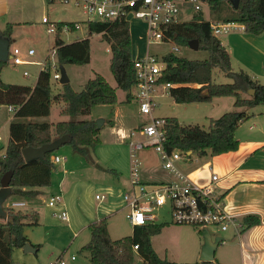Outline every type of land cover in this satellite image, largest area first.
<instances>
[{
  "label": "trees",
  "instance_id": "16d2710c",
  "mask_svg": "<svg viewBox=\"0 0 264 264\" xmlns=\"http://www.w3.org/2000/svg\"><path fill=\"white\" fill-rule=\"evenodd\" d=\"M209 8L224 12L226 4L231 14L222 17L223 23H238L246 33L261 35L264 33V0H239L238 8H233L228 0H206ZM71 31L75 30L73 22H65ZM89 34H101L108 43L111 57L109 68L116 82V88L126 93L129 100L135 84V70L132 60L131 37L129 24L123 19L113 22H86ZM11 27L0 35L11 43ZM55 34L54 45L56 57L60 65H84L90 61V40L84 38L66 44ZM170 40L185 45L191 39L198 40V49L207 52L203 60H191L168 52L162 56L164 63L159 82L170 83L169 95L178 104L193 102H211L215 97L231 96L233 106L253 107L264 102V84L252 79L243 70L233 71L230 56L211 29V23L201 13L194 14L188 21L172 26L168 34ZM7 61H0V73ZM219 69L233 80L231 83L213 82V71ZM247 89H253L252 96L243 97ZM61 101L63 111L69 120L57 121L53 125L45 121H26V118L46 117L50 113V103ZM117 102L116 90L104 77L97 74L88 79L80 91H75L69 83L62 84L61 92L53 95L50 85V72L40 71L33 86L4 83L0 78V105L15 108L13 120L9 124V138L4 155L0 156V179L6 172H11V195L35 197L40 192L36 187L50 183L54 168L51 156L55 151L47 153L43 159L26 162L22 149L26 146L39 147L49 143L53 136L64 134L70 136L66 144L73 151L81 154L93 163L90 152L94 147L93 136L99 129L95 120L82 119L88 115L96 104H114ZM250 116L244 111L230 110L219 117L209 118L207 128L198 124H181L175 117H165L164 148L167 152L178 149L184 154L199 157L208 152L218 155L235 151L239 142L235 131ZM7 217L0 223V264H13V248H22L28 242L24 227L38 224V214H26L21 209L5 207ZM260 223L258 215L249 214L243 217L238 231ZM166 223L133 226V236L112 240L107 229L106 218L93 221L87 228L90 233L88 242L83 246L88 254L90 264H133V245H138L137 254L144 264H221L213 261H196L192 263H176L158 256L151 244V237L160 233ZM38 247V245H36Z\"/></svg>",
  "mask_w": 264,
  "mask_h": 264
},
{
  "label": "crops",
  "instance_id": "0c3cea01",
  "mask_svg": "<svg viewBox=\"0 0 264 264\" xmlns=\"http://www.w3.org/2000/svg\"><path fill=\"white\" fill-rule=\"evenodd\" d=\"M60 4L61 3L57 1L49 0H0V34L8 27H11L10 46L12 43L19 45L22 44L25 46V44L29 42L30 45L28 48H35V57H38L36 58L37 60L41 58L49 49V36L45 35L44 38H41V34L39 32L37 34L33 33L35 29L30 28L31 23L29 22L27 16L32 12V10L33 12L38 11L40 14L39 22L41 23V26L44 25L41 22L43 15H47L51 21L77 22L73 20H66L56 15L57 8L55 6ZM209 22L211 24L218 25L229 24L227 32H222L220 33L221 35H216V37L226 48L230 56L232 70H243L248 73L252 79L263 84L264 33L261 35L246 33L241 24L223 23L220 16L214 17ZM22 29H25V31ZM76 30L77 28L74 31ZM61 34L62 33L59 34V37L66 44L88 38L87 36H83L72 41H65ZM54 38L55 35L52 39L53 45ZM22 49L24 50L26 47ZM133 58L132 53V59ZM68 83L70 84V80ZM110 85L116 90L117 102L114 104L93 105L89 114L85 115V119L96 120L97 118H102L104 120L98 133L93 136L95 144L90 152L93 163L88 162L84 156L75 151H73L74 155L71 154L69 159L60 156L62 159L57 163H53L54 168L51 172L49 185L35 188L40 192L38 195L35 197L12 195L8 201L3 203L5 208L11 201L23 202V205L20 207L28 209V211L25 210L26 214H30L32 212L38 214L37 225H27L24 227V233L28 238V243L36 248V252L34 253L40 252V250L44 248L45 241L43 239L45 238V235L47 236V230L46 233L44 232V235L43 232L35 230L41 227L40 224L44 220V212L40 208L43 203L50 208L57 206L61 209V212L69 210L73 219H68L69 216L67 215L68 217L66 221L59 217L61 212L59 214L53 211L52 212L60 221L68 223V228L72 233V236L78 234V232H76L78 225H76L77 221L75 219L78 216L76 211L73 209L76 207V204L83 193L91 187V184L87 180L85 181L79 177L82 172H90L91 176L103 179L104 182L100 185V187L105 190H113L114 186L118 189L119 187L126 188V190L129 188V180H125V177L129 172V141L131 139H140V137H137V133L134 134L133 137H131L129 133L141 125L140 123H137V120L134 121L141 114L138 111L133 95H131L129 100H126V93L124 91H118L116 85ZM241 95L243 97H249L248 95H245V93H242ZM155 97H159V95L154 93V98ZM173 103L175 102L173 101ZM233 103L234 98L231 96L215 97L211 102L187 103L194 105L192 108L197 111L206 112L204 118L207 120V125L209 118L219 117L221 114L230 110L244 111L245 114L250 117L240 124L235 131V137L239 142L237 150L218 155H212L208 152L203 157L191 154L190 160L180 161L178 162V166L191 181L200 185L208 184L211 181V175H216L218 180L214 182L215 192L220 197L224 210L229 214L234 215L236 221L238 222V226L240 225L243 217L246 215L255 214L260 218V223L252 225L241 232L238 231V226L237 228L229 226L227 230L230 229L231 231L228 236L222 237V241L216 248L218 251L215 252L213 262L221 264H264V124L262 121L264 118V111L255 109L257 105L253 107L236 108L233 106ZM53 104H59L58 115L60 118H63L62 120L70 119L64 113V104L61 101L53 100L50 103V113L52 111ZM203 104L206 106H201ZM9 111L11 110H8L7 108V112ZM14 111H12L13 115ZM13 115L9 116L4 122V124L8 126V133L9 124L14 118ZM173 117L178 120V117ZM25 120L45 121L39 118H26ZM45 122L50 124L53 133V125L57 121ZM131 122H133L132 125ZM53 138H55V136H53ZM125 142L127 144H125ZM0 150H2L0 153L5 151V147L3 148L2 146ZM144 164L146 165L147 163L145 162ZM159 167H161V165H159ZM153 170H158V166ZM153 170H149L147 168L141 170V182L151 184L165 182L172 179L169 173L168 179H150V171ZM50 189H53V192H51V195L46 202L45 196L47 191ZM56 195L60 196V201L54 203L53 205H49L48 202L50 198ZM104 200L102 202H106ZM115 203L121 205L123 201L121 198L119 200H109L106 205L102 206L99 213H94L92 211L86 212L87 217H85V221L80 225L84 226V224H87L88 226V224L93 221L106 218L107 215H109V212H112L113 208L117 207L115 206ZM48 210L50 209L48 208ZM72 210L74 214H72ZM96 214L98 215L93 217ZM165 223L166 224L162 227L160 233L151 237V244L156 253H158V251L155 247L153 239L173 227H179L178 224L171 222ZM150 224H158V222L155 221V223ZM188 229L191 231L192 238L186 246V254L197 256L200 254L202 239L200 238L198 229L194 227ZM36 245H38V247ZM60 254H63V252H60L58 255ZM74 259H71L70 256L71 261Z\"/></svg>",
  "mask_w": 264,
  "mask_h": 264
},
{
  "label": "rangeland",
  "instance_id": "374dc122",
  "mask_svg": "<svg viewBox=\"0 0 264 264\" xmlns=\"http://www.w3.org/2000/svg\"><path fill=\"white\" fill-rule=\"evenodd\" d=\"M180 4V21H188L194 14L201 13L203 18L207 21L212 20L214 17H224L231 14L226 4L223 5L224 12L221 14L218 11L211 10L206 3V1L197 0V4L200 6V10H195L193 8V4L189 2H183V0H177ZM57 8L56 15L62 17L66 20H73L79 22V27L76 31L73 32H63L61 35L65 41H72L76 38H81L83 36H87L90 40V61L84 65H74V64H67L63 65L65 73L70 80V85L75 91H80L83 88L84 83L88 80L93 78L95 75L99 74L105 78L107 82L112 84L113 86L116 85L115 80L112 76V73L109 68V62L111 57V52L108 43L102 38L101 34L92 33L89 34L86 25V16L83 14L81 9L76 8L72 5H56ZM29 22L31 23V29H35L33 33H40L41 38H44L45 35L49 36V48L53 46V36L54 34H47L46 33V26H41L40 24V14L38 11L32 12L27 16ZM129 21V30L131 34V48L133 57H141L146 52V24L143 23L141 20H135L128 18ZM25 31V29H22ZM24 34V33H23ZM33 35V34H31ZM219 35V34H218ZM221 35V34H220ZM30 45L27 42L24 45L22 44H14L12 43L10 46V50L17 46L19 48H28ZM173 45H177L179 50L175 52L176 55L185 57L191 60H203L207 58L208 54L203 49H191L188 45L183 43L176 42L174 40H170L167 42H162L159 44H151L148 46V51L152 55H156L159 60H161L162 56L166 53L171 51V47ZM35 49V48H34ZM38 57H34L33 59L36 60ZM37 69L39 66L37 65H14L11 62L7 61L6 66L2 68L0 73V78L4 83L8 84H17V85H27L32 86L37 79ZM24 70L28 71L29 76H24ZM213 82L215 83H231L233 80L225 75L224 72L220 71L219 69H214L213 72ZM264 84V83H263ZM51 85V92L52 94H57L61 92L62 85L58 84L55 80L50 81ZM120 91V89H118ZM155 94H158L159 97H155L154 100L156 105L153 108V115L160 116V117H178V120L181 124H198L199 126L203 127L204 129L207 128V120L204 118L206 115L205 111H197L193 109L192 104H175L173 103L169 93L167 91L161 90V87H157ZM121 94V92H120ZM245 95H248L247 92ZM250 96V95H248ZM206 106V105H201ZM58 108L59 104L52 105L51 113L46 117H41L39 119H43L49 122H56L60 121L63 118H60L58 115ZM255 109L264 111V102L258 104ZM255 111V110H254ZM12 111L7 112V106L2 105L0 107V147L3 148L6 146L8 141V126L4 124L9 116H12ZM85 119V116L80 117ZM149 117L139 115L134 121L137 120V123L142 124L147 122ZM35 121V120H34ZM264 124V118L262 119ZM133 122H131V125ZM137 137H140L139 134H136ZM125 144H127L125 142ZM128 146V145H127ZM0 148V149H1ZM3 150V149H2ZM0 150V151H2ZM55 154L65 157L66 159L70 158V155L73 154V149L71 145L65 144L61 146L59 149L55 151ZM137 157L140 159V171L144 168L149 170H153L157 168L156 171H150V179L153 180H160V179H168V172L161 167L160 159L158 154L155 150L151 147L143 149L137 154ZM130 160L128 153V161H129V172L128 175L125 177V180L130 179ZM147 163L146 165L144 163ZM77 176V174H76ZM83 180H87L91 187L86 190L83 195L80 197L76 207L73 209L77 213L76 225V232L78 234L72 236L68 228V223L62 222L56 217L53 212L59 214L61 209L57 206L50 208L44 203L41 204L40 208L44 212V220L40 224L41 227L39 229H35L37 231H41L46 233L44 248L37 253H24L22 249L13 248L12 250V261L13 264H48L50 261H54L58 257H62L66 264H90L88 259V254L85 250H83V246L88 242L90 233L87 228V224L84 226L80 225L82 222L85 221V217H87L86 212L92 211L97 212L101 211L103 205L109 200H119L122 199V194L126 191V188L119 189L117 187H113V190L106 191L105 189L101 188L100 185L103 184L104 180L101 178L91 176L90 172L83 173L79 176ZM142 178V175H141ZM53 192V189L47 191L45 196V200L47 202L48 198ZM96 194H107V199L104 200L106 202L98 201L95 198ZM9 196L8 199H10ZM112 212H109L107 215V229L112 240L120 239L126 236H133V229L134 227L129 223L128 219L126 218V214L128 212V208L125 207L124 203L121 205L115 203ZM4 207V206H3ZM48 208L50 210H48ZM5 209V208H4ZM18 209H22L21 211L25 212L28 211L25 207H18ZM72 210V214L73 213ZM53 211V212H52ZM66 214L69 216L68 219H73L69 210H66ZM96 214L93 217H96ZM67 216V217H68ZM5 218L0 217V223L4 222ZM159 223L170 222V216L167 213V208L163 209L158 214L157 219ZM88 223V222H87ZM172 225V224H171ZM43 226V227H42ZM176 226V225H175ZM179 227H173L161 235L155 237L153 242L155 247L158 251V255L162 259H166L171 262L176 263H192L199 261V254L196 256L186 254V246L189 244L192 235L191 231L188 228H193L188 225H178ZM211 237L215 236H228L230 233V229L226 231H222L217 229L216 227H209L208 228ZM200 234V238L202 239L203 244V236L202 231L198 230ZM218 251V250H216ZM215 251V252H216ZM60 252L63 254L58 255ZM70 256H74L75 259L73 261L70 260ZM215 257V256H214ZM133 264H144L141 258L138 256L137 251H134V263Z\"/></svg>",
  "mask_w": 264,
  "mask_h": 264
},
{
  "label": "built area",
  "instance_id": "2783aa9c",
  "mask_svg": "<svg viewBox=\"0 0 264 264\" xmlns=\"http://www.w3.org/2000/svg\"><path fill=\"white\" fill-rule=\"evenodd\" d=\"M57 1L64 5H72L81 9L86 16L85 22H113L117 19L128 21L130 19L141 20L146 24V52L143 56L133 58L135 70V84L132 87L133 98L141 115L149 117L147 122L142 123L132 130L131 137L138 133L139 140L131 139L130 148V179L129 188L122 194V201L128 208L126 218L132 226H143L155 223L161 210L167 208L170 222L178 225L192 226L200 231L208 230L211 226L222 231L229 226L237 228L238 222L234 215L226 212L222 206L221 199L215 192L214 182L217 176L212 174L208 184L200 185L191 181L179 168L178 162L190 160L191 154H184L178 149L167 152L164 148L165 124L164 117L153 115V108L156 105L154 92L157 87L168 91L171 84L161 83L159 79L164 68V63L156 55L148 51L151 44H159L170 41L168 34L173 25L180 22V4L177 0H49ZM193 4L195 10H200L197 0H184ZM42 24L46 26L48 34L58 32H71L68 23L51 21L47 15L41 18ZM75 29L79 23L73 22ZM229 24H211L215 35L227 32ZM57 47L53 45L39 59L34 60L36 50L34 48L21 49L13 47L8 51V60L14 65H37V76L40 71L50 72V81L60 83L61 72L57 57ZM179 50L177 45L171 47V52ZM24 76H29L24 70ZM2 105H0L1 107ZM8 110L14 111L13 106H7ZM153 148L158 154L161 167L172 177L171 180L160 183H143L140 180V159L137 154L140 150ZM4 155V151L0 156ZM62 158L52 155L51 161L57 163ZM194 159V158H193ZM99 201L107 199V194H96ZM60 201V196L50 198L48 204L53 205ZM23 202L11 201L7 207L17 209ZM62 220H67V214L62 211L59 215ZM209 231V230H208ZM138 245H133L136 251ZM71 256V259H74ZM48 264H66L62 257L50 261Z\"/></svg>",
  "mask_w": 264,
  "mask_h": 264
},
{
  "label": "water",
  "instance_id": "95a60500",
  "mask_svg": "<svg viewBox=\"0 0 264 264\" xmlns=\"http://www.w3.org/2000/svg\"><path fill=\"white\" fill-rule=\"evenodd\" d=\"M206 1V0H201ZM230 4L233 6V8H238L239 6V0H228ZM191 49H198V40L197 39H191L188 41L187 44ZM10 41L0 36V61H7L8 60V51H9ZM61 72V78L60 83L66 84L69 82V78L67 77L65 70L63 66L60 67ZM247 94L252 96L254 91L253 89H247ZM104 120L102 118H97L95 120L96 127L99 129L101 128ZM70 139V136L68 134H64L59 137L53 138L49 143L43 144L39 147H32V146H26L22 149V154L24 157V160L26 162L32 161L34 159H43L45 158V155L47 153L56 151L61 146L65 145ZM11 172H6L1 176L0 179V217L6 218L7 213L6 210L3 207V203L6 201V199L11 195V187H10V180H11ZM202 236H203V244L200 250L199 254V261H213L216 248L222 241V237L215 236L211 237L210 232L204 228L202 230ZM22 250L25 253L36 252V248H34L32 245H30L28 242L25 243L22 246Z\"/></svg>",
  "mask_w": 264,
  "mask_h": 264
}]
</instances>
